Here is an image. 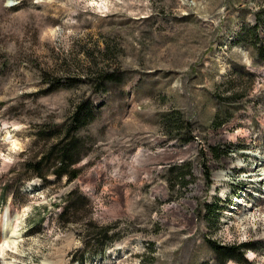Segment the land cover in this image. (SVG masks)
Masks as SVG:
<instances>
[{
	"label": "rangeland",
	"instance_id": "obj_1",
	"mask_svg": "<svg viewBox=\"0 0 264 264\" xmlns=\"http://www.w3.org/2000/svg\"><path fill=\"white\" fill-rule=\"evenodd\" d=\"M263 8L0 0V264H216L209 240L264 264ZM56 130L78 139L72 180L31 168Z\"/></svg>",
	"mask_w": 264,
	"mask_h": 264
},
{
	"label": "trees",
	"instance_id": "obj_2",
	"mask_svg": "<svg viewBox=\"0 0 264 264\" xmlns=\"http://www.w3.org/2000/svg\"><path fill=\"white\" fill-rule=\"evenodd\" d=\"M258 28H260L261 33L264 35V8L262 9V12L256 16V24L253 26V29L257 30ZM254 36L255 39H259L256 31L254 32ZM262 53L264 54V52ZM109 79H112V76L105 75L102 77V81L100 83L102 84ZM92 118V105H88L87 102H80L71 115V125L73 126V131L79 130ZM162 120L166 128L170 127L172 124L177 128H181L183 126L182 116L178 111L165 114ZM214 123L219 125L216 121ZM68 134V132H60V130H56L53 134L55 138L54 141L50 143V146L47 147L45 152H41V154L38 155V159H36L32 164L31 168L37 176L43 177L44 174L42 173V170L44 167L52 164V173L56 176L67 175L68 180H72L77 177L80 170L75 168L74 165L80 158V154L76 150L78 147V139H76L74 135L69 136ZM212 150H214L213 147ZM22 165H24V163H22ZM71 194L72 192H70L69 195ZM205 207L209 210L211 217H213V219H217V204H214L213 207L209 205H205ZM103 230L106 231L107 228L105 227ZM209 243L218 257V263L216 264H224L225 260L233 257V253H236V251H238V256H240L241 259L245 250L254 248V246L248 242H242L239 244H220L209 240ZM102 252H104V247L99 249L98 254H102ZM76 260L77 262L82 263L83 259L79 256ZM199 264L209 263L205 261Z\"/></svg>",
	"mask_w": 264,
	"mask_h": 264
},
{
	"label": "bare ground",
	"instance_id": "obj_3",
	"mask_svg": "<svg viewBox=\"0 0 264 264\" xmlns=\"http://www.w3.org/2000/svg\"><path fill=\"white\" fill-rule=\"evenodd\" d=\"M224 174H225V172H221V173L219 174V178L222 177ZM261 180H264V177H263ZM15 220H16V218H15ZM0 222H1V221H0ZM17 224H18V223H17ZM17 224H15V226H14V230H13V231H15L16 228L18 227ZM0 231H1V223H0ZM5 264H6V263H5Z\"/></svg>",
	"mask_w": 264,
	"mask_h": 264
}]
</instances>
